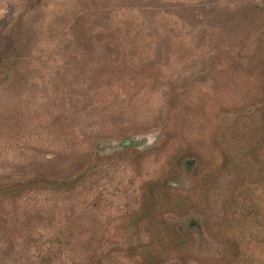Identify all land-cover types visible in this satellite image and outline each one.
Wrapping results in <instances>:
<instances>
[{"label":"rangeland","instance_id":"374dc122","mask_svg":"<svg viewBox=\"0 0 264 264\" xmlns=\"http://www.w3.org/2000/svg\"><path fill=\"white\" fill-rule=\"evenodd\" d=\"M0 264H264V0H0Z\"/></svg>","mask_w":264,"mask_h":264}]
</instances>
